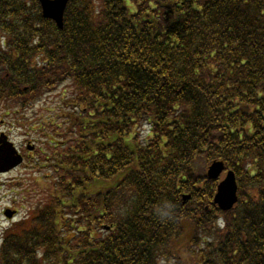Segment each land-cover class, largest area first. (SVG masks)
Returning <instances> with one entry per match:
<instances>
[{
  "label": "trees",
  "instance_id": "trees-1",
  "mask_svg": "<svg viewBox=\"0 0 264 264\" xmlns=\"http://www.w3.org/2000/svg\"><path fill=\"white\" fill-rule=\"evenodd\" d=\"M60 90L30 126L66 137L34 180L49 200L0 264H264V0H71L62 29L0 0L1 106L35 118ZM213 161L236 177L226 213Z\"/></svg>",
  "mask_w": 264,
  "mask_h": 264
},
{
  "label": "rangeland",
  "instance_id": "rangeland-1",
  "mask_svg": "<svg viewBox=\"0 0 264 264\" xmlns=\"http://www.w3.org/2000/svg\"><path fill=\"white\" fill-rule=\"evenodd\" d=\"M60 93L61 90L44 97L41 101L42 106L40 105L39 109L35 108L36 111H40L35 118L32 116L31 110L24 112L22 115H14L12 112L3 109L0 104V131L7 134L10 141L18 146L25 147V141L29 139L37 150L32 160L27 161L26 165H22L7 175L0 176V239L1 232L5 231V228H12L15 224L21 222L25 223L24 219L31 218L34 210L40 207L44 201L49 200L47 183L41 181L36 184L34 180H39L45 173H51L49 170L50 163L48 162L51 158L49 147L51 153L56 157L60 147H63L64 150L66 137H60L56 141L59 142V145L57 144L55 150H52V147L48 146L46 142L47 139H43L39 133L31 130L30 126L36 123L37 120L45 119L53 113L51 110H54L59 102ZM10 110L14 109L10 108ZM42 160L47 163L46 169L39 167ZM34 162H36V167ZM4 207H13L17 210V215L13 221L6 222L3 220L1 212Z\"/></svg>",
  "mask_w": 264,
  "mask_h": 264
},
{
  "label": "water",
  "instance_id": "water-1",
  "mask_svg": "<svg viewBox=\"0 0 264 264\" xmlns=\"http://www.w3.org/2000/svg\"><path fill=\"white\" fill-rule=\"evenodd\" d=\"M70 0H39L42 10V16L45 19L53 20L57 28L62 29L63 13ZM0 136V172L7 171L21 162L20 157H14L16 150L7 142L4 134ZM6 169V170H5ZM224 171V167L220 162H214L208 169L207 177L209 179H217ZM237 186L232 172H228L224 181L217 187V193L214 196V203L222 211H228L236 203Z\"/></svg>",
  "mask_w": 264,
  "mask_h": 264
},
{
  "label": "flooded vegetation",
  "instance_id": "flooded-vegetation-1",
  "mask_svg": "<svg viewBox=\"0 0 264 264\" xmlns=\"http://www.w3.org/2000/svg\"><path fill=\"white\" fill-rule=\"evenodd\" d=\"M28 146H26L25 148H27ZM19 153H20V155L22 156V158H23V161H24V158H25V152L23 151V149L22 148H19ZM31 153L33 152V151H30ZM29 156V158L31 159L32 158V155H28Z\"/></svg>",
  "mask_w": 264,
  "mask_h": 264
}]
</instances>
